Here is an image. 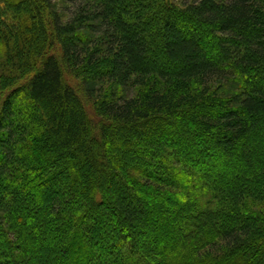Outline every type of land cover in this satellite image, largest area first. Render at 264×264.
Returning a JSON list of instances; mask_svg holds the SVG:
<instances>
[{
    "label": "trees",
    "instance_id": "1",
    "mask_svg": "<svg viewBox=\"0 0 264 264\" xmlns=\"http://www.w3.org/2000/svg\"><path fill=\"white\" fill-rule=\"evenodd\" d=\"M35 263L264 264V0H0V264Z\"/></svg>",
    "mask_w": 264,
    "mask_h": 264
},
{
    "label": "rangeland",
    "instance_id": "2",
    "mask_svg": "<svg viewBox=\"0 0 264 264\" xmlns=\"http://www.w3.org/2000/svg\"><path fill=\"white\" fill-rule=\"evenodd\" d=\"M176 1H180V0H176ZM193 1H195V0H193ZM224 169V165H222V166H213L212 167V171L209 173L210 175H214V173L217 171V172H220V171H222ZM235 170V168L232 170V171H234ZM240 170V169H239ZM229 173L230 174H232V172H231V168H229ZM208 172V171H207ZM237 172H240V171H238L237 170ZM208 193H211L210 191L208 192ZM199 210V209H198ZM197 213V211L196 212H192V214H194V217L195 218H191L192 219V221L191 222H193L194 224L198 221V220H205V217H206V213H205V211H203L202 213L201 212H199L198 214H196ZM29 225L30 226H34V225H36V224H34V221H32V219L31 220H29ZM36 261V260H35ZM36 264V263H35Z\"/></svg>",
    "mask_w": 264,
    "mask_h": 264
}]
</instances>
